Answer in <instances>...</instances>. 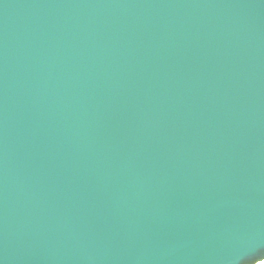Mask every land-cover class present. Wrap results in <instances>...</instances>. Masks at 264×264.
<instances>
[{
    "label": "water",
    "instance_id": "obj_1",
    "mask_svg": "<svg viewBox=\"0 0 264 264\" xmlns=\"http://www.w3.org/2000/svg\"><path fill=\"white\" fill-rule=\"evenodd\" d=\"M264 259V0H0V264Z\"/></svg>",
    "mask_w": 264,
    "mask_h": 264
},
{
    "label": "built area",
    "instance_id": "obj_2",
    "mask_svg": "<svg viewBox=\"0 0 264 264\" xmlns=\"http://www.w3.org/2000/svg\"><path fill=\"white\" fill-rule=\"evenodd\" d=\"M261 261H264V259H263V260H261ZM261 261H258V262H256L255 264H261Z\"/></svg>",
    "mask_w": 264,
    "mask_h": 264
},
{
    "label": "snow or ice",
    "instance_id": "obj_3",
    "mask_svg": "<svg viewBox=\"0 0 264 264\" xmlns=\"http://www.w3.org/2000/svg\"><path fill=\"white\" fill-rule=\"evenodd\" d=\"M261 264H264V261H261Z\"/></svg>",
    "mask_w": 264,
    "mask_h": 264
}]
</instances>
